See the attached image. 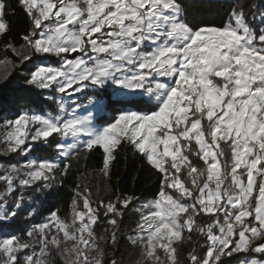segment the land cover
<instances>
[{"label": "snow or ice", "instance_id": "6c2138e0", "mask_svg": "<svg viewBox=\"0 0 264 264\" xmlns=\"http://www.w3.org/2000/svg\"><path fill=\"white\" fill-rule=\"evenodd\" d=\"M206 2L217 20L197 19ZM15 4L14 37L0 0V83L16 80L0 94V264H124L122 243L131 264H264V0ZM121 152L153 196L113 184ZM61 188L67 211L44 214Z\"/></svg>", "mask_w": 264, "mask_h": 264}, {"label": "trees", "instance_id": "16d2710c", "mask_svg": "<svg viewBox=\"0 0 264 264\" xmlns=\"http://www.w3.org/2000/svg\"><path fill=\"white\" fill-rule=\"evenodd\" d=\"M12 6L16 9L14 15L8 17L12 26V35L15 37L19 33L23 32L27 26L26 17L22 11L15 4V0H11ZM195 15V13H193ZM197 19L204 20H217V10L216 8L210 7L206 2L203 10L199 12ZM14 77L18 78V72L13 74ZM12 80V78H10ZM7 83V82H5ZM16 83V80H12L5 87V84L0 83V94H6ZM99 157L93 155L88 162V167L95 168L99 165ZM138 175V181L133 185L132 176ZM117 179L120 181V187L124 190H133L137 194H143L145 196L151 197L155 194L158 189L159 181L156 177L149 178V171L146 166L138 158H134L131 152L125 155L123 152L119 153L117 162L113 167V184L116 183ZM93 191H95V186H93ZM70 193L67 189L61 188L54 192L51 197L48 198V202L45 206L44 214L49 210L60 209V214L64 215L67 211V205L69 203ZM40 217H37L39 220ZM126 223H130V220L126 219ZM25 226V221L23 217L18 221L17 228H23ZM185 252L187 249L184 250ZM120 254L124 261V264H131V262L136 257V251L134 249L126 247L123 243L121 245ZM183 255V253L181 254Z\"/></svg>", "mask_w": 264, "mask_h": 264}]
</instances>
